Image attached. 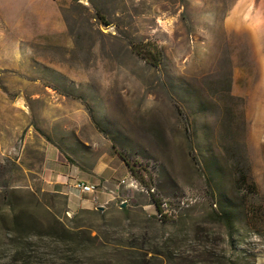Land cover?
<instances>
[{"label": "rangeland", "instance_id": "rangeland-1", "mask_svg": "<svg viewBox=\"0 0 264 264\" xmlns=\"http://www.w3.org/2000/svg\"><path fill=\"white\" fill-rule=\"evenodd\" d=\"M148 39L160 65L133 47ZM102 137L148 164L174 216L131 187L100 215L44 188L43 141L97 162ZM240 171L264 207V0H0V264H115L116 227L174 250L142 264H264V215L239 214L233 238L213 221L221 198L242 203ZM124 201L157 225L131 231Z\"/></svg>", "mask_w": 264, "mask_h": 264}, {"label": "trees", "instance_id": "trees-1", "mask_svg": "<svg viewBox=\"0 0 264 264\" xmlns=\"http://www.w3.org/2000/svg\"><path fill=\"white\" fill-rule=\"evenodd\" d=\"M102 19H105L104 15H101ZM106 24H109L108 21H105ZM133 47L135 51L142 56L146 61H148L151 64L154 65H160L163 60V51L160 48V46L152 41L151 39H148L146 41H137L133 43ZM112 140V139H111ZM113 147L117 151L118 155L126 162V164L129 166L130 172L133 173L142 183H144L147 188L151 189L154 187H151V185L148 182V175L149 172L147 169L148 164H144L140 161L134 160L130 161L127 154L121 149L119 146H117V143L112 140ZM236 185L237 188L240 189L242 192L241 195V204L230 202L229 200H226L225 198H221L220 200V211L217 213V216L219 219H215L213 221H221L226 224L229 234L231 238H233L234 234L237 233L238 230V216L239 214H245L246 216L249 213L254 214L255 217H260L264 215V207L263 205H260L255 196H249L251 194L257 195V183L253 180L248 178L246 174H244L243 171H240L239 176L236 179ZM53 196L59 197L62 199L65 207H68L69 200L68 195L63 194L60 192H53ZM150 195L152 197L153 202H156V207L160 209L161 199L158 198L155 192H150ZM114 204V203H113ZM112 204V205H113ZM118 207H114L115 211H119L122 214H124L127 219L131 220L132 222L129 224V227L131 231H133L134 228H140L144 229L145 223L149 222V224L157 225V218L155 216L150 217L149 219H144V215L142 214L141 210H136V213H133L132 210L126 205L125 207L121 206V202L118 203ZM114 206V205H113ZM82 212H93L96 214H103L105 213L104 210L100 209H83ZM105 217V216H103ZM159 219V218H158ZM167 219V218H166ZM165 219L162 220L163 223ZM115 228V227H114ZM126 231V230H125ZM70 234H67V233ZM67 235H64L63 238L60 240L61 242L65 243H75L79 244L81 242L82 236L80 235V232H77V230H67ZM71 236V237H70ZM134 237V236H133ZM106 241L109 244H113L114 250H116L115 255L116 262L115 264H124V263H130V264H142L143 263V257L146 255L145 252L149 250V252H153V257L159 258L160 256H168L170 260H174V250L172 251H164L160 250L158 247V235L154 237H145V240L143 241L144 246L141 245L140 248H136V245L133 241H131V244H126L123 238H121V229H116L110 231H107L106 234ZM92 239H98V236H92ZM136 241V239L134 240ZM104 243H100V245H103ZM108 245V244H106ZM204 254V253H203ZM123 255V256H121ZM64 258V257H63ZM209 262L212 261V257L210 256L208 258ZM67 264H71V261L69 259L66 260Z\"/></svg>", "mask_w": 264, "mask_h": 264}, {"label": "crops", "instance_id": "crops-1", "mask_svg": "<svg viewBox=\"0 0 264 264\" xmlns=\"http://www.w3.org/2000/svg\"><path fill=\"white\" fill-rule=\"evenodd\" d=\"M102 141L111 149L109 152H101L97 162L90 161L85 151L78 153L76 158L67 154L74 159L71 161L58 145L43 141L42 149L45 158L42 163L41 174L44 188L52 192L67 194L69 204L73 205L76 200H71V196L79 195L81 203L76 211L72 210L68 204V208L72 212H77L80 209L93 210L99 206L106 207L107 204L115 203L121 193L120 190H117L116 182L119 178L130 173L129 166L112 149L114 148L113 143L106 137H102ZM79 179L88 183H102L106 188L103 187L96 193L79 192L71 186L74 181Z\"/></svg>", "mask_w": 264, "mask_h": 264}, {"label": "built area", "instance_id": "built-area-1", "mask_svg": "<svg viewBox=\"0 0 264 264\" xmlns=\"http://www.w3.org/2000/svg\"><path fill=\"white\" fill-rule=\"evenodd\" d=\"M73 189L84 192V193H96L101 188H106L105 185L102 183L95 184V183H88L84 180H76L71 185ZM117 190L121 191L122 187H131L135 188L137 190L145 191L150 194V192H155V188H147V186L142 183L133 173H128L127 175L121 177L116 182ZM96 200V199H95ZM155 205V215L160 218L161 220L166 219L168 217L174 216V203L168 199V198H162L160 209L156 207V202H154Z\"/></svg>", "mask_w": 264, "mask_h": 264}, {"label": "water", "instance_id": "water-1", "mask_svg": "<svg viewBox=\"0 0 264 264\" xmlns=\"http://www.w3.org/2000/svg\"><path fill=\"white\" fill-rule=\"evenodd\" d=\"M127 205V202H122L121 206L125 207ZM105 206H99L97 209L104 210Z\"/></svg>", "mask_w": 264, "mask_h": 264}]
</instances>
